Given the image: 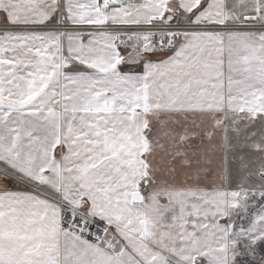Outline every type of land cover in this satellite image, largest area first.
Returning <instances> with one entry per match:
<instances>
[{"label":"snow or ice","instance_id":"snow-or-ice-1","mask_svg":"<svg viewBox=\"0 0 264 264\" xmlns=\"http://www.w3.org/2000/svg\"><path fill=\"white\" fill-rule=\"evenodd\" d=\"M260 253L264 0H0V264Z\"/></svg>","mask_w":264,"mask_h":264},{"label":"rangeland","instance_id":"rangeland-1","mask_svg":"<svg viewBox=\"0 0 264 264\" xmlns=\"http://www.w3.org/2000/svg\"><path fill=\"white\" fill-rule=\"evenodd\" d=\"M241 157H244L245 159L242 161ZM248 162H249L248 154L241 148H236L234 151V154L231 157V161H230L233 172L236 174L241 173L243 171L242 164L248 163ZM260 254L264 255L263 253H260Z\"/></svg>","mask_w":264,"mask_h":264},{"label":"crops","instance_id":"crops-1","mask_svg":"<svg viewBox=\"0 0 264 264\" xmlns=\"http://www.w3.org/2000/svg\"><path fill=\"white\" fill-rule=\"evenodd\" d=\"M232 157V156H231ZM231 157H230V161H231Z\"/></svg>","mask_w":264,"mask_h":264},{"label":"trees","instance_id":"trees-1","mask_svg":"<svg viewBox=\"0 0 264 264\" xmlns=\"http://www.w3.org/2000/svg\"><path fill=\"white\" fill-rule=\"evenodd\" d=\"M264 254V253H263Z\"/></svg>","mask_w":264,"mask_h":264}]
</instances>
